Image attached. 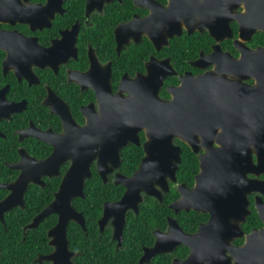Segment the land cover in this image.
Segmentation results:
<instances>
[{"label":"flooded vegetation","instance_id":"flooded-vegetation-1","mask_svg":"<svg viewBox=\"0 0 264 264\" xmlns=\"http://www.w3.org/2000/svg\"><path fill=\"white\" fill-rule=\"evenodd\" d=\"M159 31L162 36L177 34L157 45L148 32ZM148 63L156 64L150 72ZM158 63H163V70L170 67L159 95L175 102L171 123L184 129V138L176 135L172 139L179 147L181 162L177 179L167 178V190L155 186L162 200L141 191L139 211L126 212L120 241L115 237L113 211L104 217L106 204L120 200L127 190L117 183L118 175L132 176L148 155L147 149L151 157L159 159L167 158L163 152L170 149L162 142L149 145L147 128L141 127L143 122L155 123L153 105L141 106L142 113L137 116L135 108L126 102L132 94L126 86H133L135 79L157 78ZM184 77H188L186 89L178 97L175 92ZM115 96L121 100L115 101ZM64 116L72 119L71 125L74 123L67 131ZM118 134L124 141L129 136L135 139L118 149L110 145L119 143ZM91 150V177L85 181L84 196L72 199L74 208L84 216L86 230L74 220L69 225L74 222L83 230L85 235L78 234L79 238L88 236L87 219L75 201L86 200L87 182L97 174L109 188L100 206L96 202L101 209L95 219L96 233L86 240V249L77 243V236L74 241L69 237L67 228L68 251L58 254L54 262L45 259L56 251L48 229L49 247L37 254L36 262L90 264L86 261L95 239L107 242L101 252L106 264H157L161 256H170L168 264L188 260L191 248L179 244L173 251L156 253L141 262L146 248L155 245L156 232L170 233V219L190 234L210 222L209 212L170 207L182 195L181 184L195 187L204 158L210 166L207 183L217 181L219 174L218 182L223 173L228 176L230 194L225 201L232 209L228 220L239 225L241 233L228 241L234 249L223 254L212 250L222 242L208 237L210 249L206 254L211 253L210 259L200 261L199 257L198 264H264V0H0V185L14 184L23 168L41 174L43 183L30 182L23 205L3 212L0 224L5 231L10 216L11 223H25L23 240L28 232L39 228L52 214L37 227L28 228L24 236L25 227L55 199L71 167L70 156L77 152L78 158L85 153L89 156ZM58 151L67 157L59 167L56 160L43 166L35 164ZM169 154L173 157L174 150ZM101 159L114 161L103 165L106 180L99 169ZM184 159L188 163L181 168ZM220 165L222 170H218ZM181 173L192 179L182 180ZM56 181L58 187L51 201L29 221L22 219L21 211L32 199L28 196L30 188L46 189ZM0 191V202L12 193L4 187ZM150 199L162 207L167 204L165 222L149 228L147 219L139 220L138 227L150 230L149 236L132 243L126 238L129 216H139L143 203ZM195 212L200 214L198 223L188 230L181 215ZM53 215L57 223L58 215ZM247 244L249 248L242 249Z\"/></svg>","mask_w":264,"mask_h":264},{"label":"water","instance_id":"water-1","mask_svg":"<svg viewBox=\"0 0 264 264\" xmlns=\"http://www.w3.org/2000/svg\"><path fill=\"white\" fill-rule=\"evenodd\" d=\"M160 32L161 31H159L158 34L148 32L151 39L154 40L156 44L157 42L160 44L168 37H172L173 34H177L176 32H173V34L172 32H167L162 36ZM158 64H160L158 66L160 71L158 72L157 78L152 79L151 77H148V79H135L132 84L133 86H126V89L132 93L126 102L127 106L132 105V107L135 108L137 116L142 113L140 110L141 106L144 108V105H153L155 123H153V125L151 123L145 125L144 122H140L143 124L141 127L147 128L149 145L152 143L162 142L170 149L163 152L167 157L164 159L151 157V153L147 149L148 155L144 157L139 169L134 172L132 176L125 177L123 175H118L117 183L126 186L127 190L120 200L114 203L106 204L104 217H109V211H113L111 215L114 216L115 237L120 241L123 238V232L126 225V212L128 209H133L135 212L139 211L138 205L142 201L141 191H145L149 195H153L162 200V193L155 186L159 185L163 190H167V178H171L172 180L177 179L176 171L178 169V164L181 162L179 147L173 145L172 139L176 135L184 138V129H180L178 124L172 125L171 123L173 119L172 114H174L175 111L173 109L175 102L163 100L159 95L161 86L163 84V77L168 74L170 67L167 65L166 69L163 70L161 69L163 63ZM155 65L156 64L154 63H148L149 72L152 68H155ZM187 80L188 77H184L183 85L175 92L178 97V93L182 94V92L186 89ZM169 90L171 91V88H169ZM148 91H150V95L147 93ZM149 98L150 101H148ZM114 99L115 101L118 99L121 100V97L115 96ZM144 112L145 111H143V113ZM63 119L66 131L69 130V128L74 127V123L71 125L72 119H70L69 116H64ZM120 128L123 129V127ZM87 129L88 125L86 126L85 130ZM136 129L139 130V128ZM123 137L124 136L122 134H118L116 138L119 143H110V145H117V148L120 149V147L125 145L129 139H135L134 137L129 136L128 139L124 141ZM116 138L113 139L116 140ZM148 144L146 145V148L148 147ZM172 149L174 150L173 157H171L172 154H169ZM89 153V156L88 153H85L83 156H81V158L77 157L80 156L78 152L76 154L77 156H70L73 159L71 167L65 174L59 190L55 193V199L34 218L33 223L25 227L24 236L26 235V230L28 228L37 227L39 223L48 215H58L57 223L48 231L51 244L55 246L56 251L54 254L46 255L45 259H54V262H56V257L58 254L68 251L67 228L70 221L74 220L78 222L82 228L86 230L84 216L81 212L74 208L72 205V199L75 197L84 196L85 181L91 177L89 164L94 157L93 150L89 151ZM61 154V151L55 152L49 159L45 161H39L35 164L43 166L44 164L47 165L49 162L56 160V165H61V163L67 158ZM108 161L114 163L113 160L107 159H101L98 163L100 173L102 174L104 180H106V172L103 165H105ZM115 164L118 165L119 162ZM17 167H19V164H17ZM209 168V161L202 158L201 172L196 176L195 187L189 189L186 184H181V186H179V191L182 195L178 200L173 202L170 207L175 211H188L193 209L197 211L209 212L211 214L210 222L207 224H202L196 233L190 234L186 233L176 220L170 219V233L162 234L160 232H156L157 241L152 248H146L145 254L141 258V262L144 263L156 253H166L173 251L177 245L185 244L191 248L192 254L188 260L180 261V264H190L192 262L194 264H198L197 259L199 257L200 261H205L206 258L210 259L211 253L206 254L207 250L210 249L206 244L208 237H211L214 241L219 240L220 243L222 242L221 245L219 244L220 246L216 245V247L212 248V250H217L218 254H223V251L226 249H234V247H232L228 241L234 235L240 234L241 231L239 225L237 226L236 224H230L228 220V217L232 215L230 213L232 209L228 208L227 201H225L226 196L230 194L228 183L226 181L228 176L226 173H223L222 180L218 182V178L220 176L219 174L217 176V181L213 183H207V178L209 179ZM151 169L153 170L152 174H150V171H152ZM222 169L223 167L220 165L218 170ZM31 170L32 169L30 168H23L21 175L14 184L0 185V187L12 190V193L6 199L0 202V218L3 219L4 211L10 210L13 206L23 205L24 194L28 189L30 182L43 185L40 176L41 174H38L37 172L34 173V171ZM222 196H225V198L220 199ZM225 212H229L228 215H226ZM237 219L239 222L241 221V218ZM228 228H232L234 231L232 232V230H229ZM253 234L254 232L248 236V240H250ZM244 248H249V245L247 244L246 247L244 246L242 249ZM176 261L177 260H175L173 264H176Z\"/></svg>","mask_w":264,"mask_h":264},{"label":"trees","instance_id":"trees-1","mask_svg":"<svg viewBox=\"0 0 264 264\" xmlns=\"http://www.w3.org/2000/svg\"><path fill=\"white\" fill-rule=\"evenodd\" d=\"M188 161L184 159L181 168L185 165L187 166ZM183 175V176H182ZM182 180L192 179V176H188L181 173ZM58 187V182L53 183V185L48 186L46 189H39L38 187L32 186L28 192V196L32 195L31 201H27L28 205L26 209H23L21 212L24 213V216L21 218L25 219L26 222L30 220L31 216L40 210H42L52 199L54 190ZM108 188L102 184L101 179L97 174L93 176L87 182V198L86 200L77 199L75 201L76 206L84 212V215L87 219L88 224V236L78 237V234L85 235L83 230L74 222H72L68 227V235L74 241L76 238L77 243L82 247L87 249V246L84 245L86 240H91V235L96 233L95 219L100 215L101 209L96 206H100L103 198L108 196ZM2 192L0 191V194ZM113 192H111V195ZM176 195V192L174 193ZM42 197L41 199H39ZM176 197V196H175ZM41 200V201H38ZM28 208L31 210L29 213ZM168 211L167 204L164 203L163 207L153 199L148 200L143 203L141 207V214L135 216L130 214L129 216V225L126 229V238L134 243L140 237L146 238L149 236L150 230L146 228L140 229L138 225L140 224L139 220L145 218L148 220L149 228L154 226H161L164 222V212ZM29 215L27 216V214ZM198 213L183 214L181 215V222L184 227L188 230L191 228L194 229L197 220L199 219ZM12 216L10 219H7L8 230L5 231L4 226L0 224V264H42L35 261L37 254L39 252L43 253L49 247L47 244V231L56 224V216L50 215L45 219L39 228L31 230L27 233L25 240H23V221L20 223H11ZM77 236V237H76ZM76 237V238H74ZM93 241H91V244ZM107 243L102 240L95 239L91 247H89L90 259L86 263H96V264H106V258L101 253L104 249L103 245ZM134 248L137 246L134 244ZM181 250V249H180ZM170 263V256H161L158 258L157 264H168ZM45 264V263H43Z\"/></svg>","mask_w":264,"mask_h":264}]
</instances>
